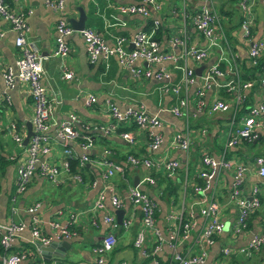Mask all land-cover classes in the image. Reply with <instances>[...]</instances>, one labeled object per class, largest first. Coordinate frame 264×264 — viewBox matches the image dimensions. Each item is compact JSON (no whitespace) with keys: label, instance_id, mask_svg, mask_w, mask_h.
I'll list each match as a JSON object with an SVG mask.
<instances>
[{"label":"crops","instance_id":"obj_1","mask_svg":"<svg viewBox=\"0 0 264 264\" xmlns=\"http://www.w3.org/2000/svg\"><path fill=\"white\" fill-rule=\"evenodd\" d=\"M124 1L134 2L136 0ZM158 1L160 3L158 9L148 7L149 16L147 17L140 14L119 13L116 6L121 0H64L63 16L66 20L67 17L76 18L77 8H82L85 13L84 27L98 31L109 45L113 43L114 35L123 34L131 39L137 30L147 29L148 23L156 19L158 26L155 35L160 47L177 55L174 63H165L171 82L180 79L179 66L184 63L192 67L194 72L197 67L201 66V74L208 65L222 57L218 62L219 67L224 71L222 80L232 77L234 70L240 74L243 71V64L248 65L249 40L242 36L240 30L242 9L239 2L241 0H209L218 12L221 25V31L218 34L221 32L226 41L218 39V44L211 45L207 56L199 61L189 56L183 57L185 48L180 44H170L168 37L178 32L185 37L186 47L205 45L204 38L188 19H184L185 25L182 33L179 32L182 22L180 5L184 4L191 12L207 0ZM245 2L249 7L251 37L259 38L264 28L263 0H246ZM19 4L30 10L26 15L28 24L26 39L36 46L42 56L41 82L52 102L48 132L52 135L57 123L68 119L69 113L75 114L79 119L74 123L75 127L81 133L90 134L92 138L89 154L93 156L77 168L81 177L78 181L73 173L65 170L60 164L65 156L63 152L65 145L75 156L83 151L79 146L80 139L66 142L57 138L52 139L50 152L44 154L42 158L58 166L57 182H51L38 173H34L25 189L19 193L15 192V165L18 160L24 158L26 144L23 145L21 141L19 145L13 140L11 123L15 124L23 139L27 131V122H30L32 115V101L28 94L27 84L18 79H14L12 87L5 90L2 68L6 64L14 68L19 49L13 43L14 31L10 29L8 22L0 18V224L10 221L23 223V228L14 236L10 250H28L29 257L34 259L35 264H93L94 255L91 253V246L97 243L108 230V226L101 220L102 214L110 210L108 192H105L103 209L93 210L92 204L108 179L123 198L128 185L136 182L155 200V224L163 236L157 252L161 262H168L172 253L167 241L169 225L167 214L169 212H174V214L184 212V219L188 212L193 213V226L189 235L185 239L178 240L175 249L188 254L196 253L200 249L201 218L198 210L201 206L200 199L206 192L218 202L219 215L225 224L224 229L215 236L214 242L205 247L206 262L213 263L219 260L222 256L221 247L228 246L231 252L226 258L227 264H264V249L262 248L250 256H244L239 252V248L247 242L251 234L260 230L264 219V175L256 174L253 162L254 156L264 155V130H260L258 136L250 142L240 141L226 152L227 158L234 162H242L246 166L240 186L242 193L247 198L252 186L256 185L261 198L259 206L248 215L246 227L242 231L233 232L232 230L237 208L229 198L232 184L230 168L217 170L210 181V188L204 192L198 190V187H202L206 180L198 175L201 167L200 156L206 153L213 158H218L227 130L233 124V114L236 113L238 117L244 113L247 105L264 102V83L260 84L255 81L251 87L245 89L243 91L244 100L234 112L230 110L208 113L205 110H195L193 106V100L196 97L195 90L200 81V74H196V81L183 90L189 99L190 106L184 114L175 116L163 109L174 105L176 97L160 91V80L153 76L144 77L131 74L119 63L115 55L105 60L98 59L94 63L88 62L83 39L77 31L71 32L65 38L69 45L68 53L66 55L55 54L53 52L55 47L54 23L57 12L45 6L42 0H19ZM146 26L148 27L145 28ZM130 46V43L126 44V47ZM261 61L262 70L255 75L256 80L259 77L264 78V54L261 56ZM135 65L148 68L156 66L146 64L142 60H136ZM65 70H70L72 76L64 77L62 73ZM87 93H92L96 97L95 102L90 105L84 104V96ZM4 94H7L8 101L3 97ZM231 96V91L224 86L211 87L204 94L206 102H210L214 97L231 102ZM107 101L119 108L128 105L137 107L141 104L149 114L158 113L161 125L155 131L161 133L159 145L154 149L150 148L148 131L138 128L132 120L121 121L118 125L121 127L131 124L124 130L133 134L132 142L125 141L116 132L102 135L95 131L92 127L94 124L107 123L111 120L106 111ZM175 132H183L190 136L191 141L186 150L170 144V139ZM104 148L110 149L109 157L117 161L122 160L130 152L150 158H173L178 161V167L170 175H166L161 169L142 165L128 166L122 176L114 174L104 179L101 176L103 166L96 162ZM147 176L152 178L151 182L146 179ZM36 201L39 202L36 212L41 232L53 233L55 228L49 224L50 221L67 224L69 229L74 231L73 236L66 239L69 241V246L61 257H57L55 252H44L48 254V257H43L41 250L39 248L34 250L29 243L30 214L26 207ZM122 208L124 210L122 217L129 218L130 223L127 227H117L113 230L115 244L107 255L105 264H115L121 260L126 261L127 264H148L149 259L141 256L139 248L133 244L135 233L141 226L138 210L126 198H124ZM92 218L95 219V224L91 223ZM143 243L146 248L152 245L151 234L148 233L145 236Z\"/></svg>","mask_w":264,"mask_h":264},{"label":"built area","instance_id":"obj_2","mask_svg":"<svg viewBox=\"0 0 264 264\" xmlns=\"http://www.w3.org/2000/svg\"><path fill=\"white\" fill-rule=\"evenodd\" d=\"M44 5L57 12L56 21L54 23V41L55 47L53 52L57 55H66L69 50V45L66 41V36L73 31L79 32L84 42L85 54L88 62L94 63L98 59L105 60L111 55H115L119 63L135 76L149 77L153 76L161 81L160 91L170 93L176 97L174 105L163 108L175 116H180L187 111L189 99L183 93L191 83L195 82L197 75L193 68L185 63L179 68L181 69V77L176 82L169 81L170 74L165 67L166 62H172L177 59L172 51L163 50L156 38L155 32L158 26L156 19L152 20L147 29L137 30L131 37L127 38L123 34L113 36V43L107 44L98 31L90 27L81 29H73L63 16L64 0H42ZM239 2L242 9V17L240 20V30L243 37L249 40L247 55L251 64L255 65L258 59L264 54V28L262 36L252 38L250 31V13L249 7L245 2ZM158 0H136L134 2H125L121 0L117 4L116 9L122 14H140L149 16L148 7L154 9L159 8ZM264 5V0H263ZM29 8H24L19 4V0H0V18L8 22L10 29L14 31L13 43L19 49V55L14 62V68L11 65H4L2 68V78L4 81L5 90L12 87L14 79H18L27 84L28 94L32 101V115L30 118L31 135L28 137L25 145V156L16 162L15 172V192H22L27 186L29 180L34 173L45 177L51 182H57L58 166L45 161L42 156L50 152L51 140L60 139L61 141L74 140L79 138V146L83 150L79 155L71 154L69 147H63L65 154L61 160L60 166L65 170H69V157L78 159V166L84 161L90 160L89 148L92 146V138L86 132H80L75 127V122L79 121L73 113L68 114V119L59 122L54 127V132L51 135L48 132L50 126V118L52 113L51 98L47 96L45 87L41 82L42 78V56L36 46L26 39L28 24L26 15ZM181 27L179 32L185 25L184 19H188L190 24L204 38L206 44L202 46L190 45L185 46V37L178 32L170 34L168 42L172 45L180 44L185 50L183 57L189 56L195 61L205 58L208 54V48L211 45H217L218 39L226 41L221 31L218 12L214 6L207 2L200 4L195 10L188 11L184 4L180 5ZM130 43V47L126 44ZM222 48V47H221ZM219 59L216 62L208 65L205 70L199 75V84L196 87L193 100L195 110H205L208 113L214 111H230L238 108L244 100V90L251 87L255 81L263 84L264 78L259 77L258 80L246 79L241 80L238 73L234 70V75L226 80L224 71L219 67ZM136 60H142L146 64H155L150 68L141 65H135ZM177 66V65H175ZM62 75L71 77L70 70H65ZM214 86H224L231 91V102L224 101L219 97H214L210 102H206L204 98L205 91ZM3 97L8 101L7 94ZM96 97L92 93H87L84 96V104L90 105L95 102ZM106 111L111 120L107 123L94 124L92 127L95 131L102 135H108L112 132L118 133L125 141L132 142L133 134L127 130H118V125L121 121H133L140 129L148 131L149 142L148 146L152 149L156 148L161 141V133L155 131L161 125V120L158 113L149 114L144 106L139 104L137 107L126 106L119 108L110 101L105 103ZM237 118V120H236ZM233 124L227 130L226 138L222 146V150L218 158H213L206 153L200 156V165L198 175L205 178L204 184L198 187V190L204 192L210 188V181L217 170L221 168H230L232 170V184L229 190V198L234 202L237 208L235 221L232 225L233 232H240L246 227L248 215L254 211L260 204L258 197V188L253 185L250 191L249 199L242 193L241 183L245 171V164L242 162H234L226 157V152L229 148L235 146L241 140H253L258 136L260 130H264V102L249 104L244 108V113L237 117L236 113L232 116ZM86 127H89L86 125ZM12 138L21 145L22 135L17 131L14 123H11ZM190 136L183 132H175L170 144L182 150H186L190 144ZM110 149L104 148L97 163L103 166L101 176L104 179L109 178L114 174L123 175L128 166L142 165L153 169H161L166 175H170L174 169L178 167V161L173 158H150L143 155H134L127 153L120 161L109 157ZM253 162L255 172L258 176L264 175V155L258 154L254 156ZM74 178L80 181L79 173H73ZM148 181H152L149 176ZM108 192V201L110 210L105 211L101 220L108 226V230L101 236L99 241L91 246V253L94 255L93 264H105L107 255L115 244L114 229L119 226L127 227L130 223L129 218L121 217V222L118 223L115 217L114 210L124 206V198L135 206L139 213L140 228L135 233L133 244L140 250L141 256L149 259L148 264H227L226 258L231 250L228 246L221 247V258L213 263H207L205 260V247L214 242L215 236L220 233L225 224L219 215V204L210 194H205L201 197V206L198 213L201 218V226L199 237L201 238V246L198 252L188 254L175 249V244L178 240L185 239L193 226L192 212H188L184 219L183 213L169 212L167 219L169 225L167 227V241L172 249V253L168 262H161L158 259L157 252L162 240V234L155 224V200L138 184H130L126 189L125 197H121L117 192L114 184L107 179L104 187L97 193L93 201L92 208L103 209L105 192ZM39 202H33L26 207L30 214L29 217V243L34 250H38L40 245L49 244L51 241L59 239H67L73 236L74 231L69 229L67 224H59L56 221H50L49 224L55 228L52 234H44L39 228V217L36 208ZM91 223L95 224L94 218ZM23 228L22 222L10 221L6 224H0V264H35L34 259L29 257L28 250L11 251L10 247L14 240L15 234ZM147 232V233H146ZM151 234L153 243L149 248L144 246V238L147 234ZM264 249V219L261 223V228L251 234L247 242L239 248V252L244 256H250L259 249ZM29 257V258H28ZM115 264H127L126 261H118Z\"/></svg>","mask_w":264,"mask_h":264},{"label":"water","instance_id":"obj_3","mask_svg":"<svg viewBox=\"0 0 264 264\" xmlns=\"http://www.w3.org/2000/svg\"><path fill=\"white\" fill-rule=\"evenodd\" d=\"M77 10H78V15L76 18L67 17V21L73 29H81L85 26V23H84L85 13L80 7H78ZM200 69H201V66L195 69V72L197 75L200 74ZM26 128H27L26 134L24 135L22 139L23 145L27 143L28 137L31 135V132H32L31 123L29 121L27 122ZM133 184H136V182H134ZM249 198L250 196L247 197V199ZM123 212H124L123 208H116L114 210L115 217L118 223L121 222V217L123 216ZM68 246H69V241L66 239H61L58 241L53 240L49 244H46V245H40L39 249L41 250V256L43 257H46V258L48 257V254H45L44 252H52V253L55 252L57 257H61L63 252Z\"/></svg>","mask_w":264,"mask_h":264},{"label":"trees","instance_id":"obj_4","mask_svg":"<svg viewBox=\"0 0 264 264\" xmlns=\"http://www.w3.org/2000/svg\"><path fill=\"white\" fill-rule=\"evenodd\" d=\"M219 10H220V8H219ZM150 24H151V21L148 23V26ZM148 26H146L145 28H147ZM262 65H263V63L261 61V57L258 59V62L255 65L251 64L249 59H248V65H244L243 64V71L240 74H238L239 79L245 80V79L255 78V75L257 73H260V71L262 70ZM130 126H131V124H129L127 126H121V127L118 128V130L119 131L120 130H124V129L129 128ZM241 141H244V140H241ZM248 142H250V141H248ZM89 155L93 156V154H91V153ZM68 163H69V171L71 173H79V170H77V168L79 167L78 166V159L76 157L75 158L74 157H69L68 158ZM200 182L201 181H199V183ZM258 197H259V201H260L261 198H260L259 195H258ZM183 215H185L184 212H183ZM119 227H122V226H119Z\"/></svg>","mask_w":264,"mask_h":264},{"label":"rangeland","instance_id":"obj_5","mask_svg":"<svg viewBox=\"0 0 264 264\" xmlns=\"http://www.w3.org/2000/svg\"><path fill=\"white\" fill-rule=\"evenodd\" d=\"M225 3H227V2H225Z\"/></svg>","mask_w":264,"mask_h":264}]
</instances>
